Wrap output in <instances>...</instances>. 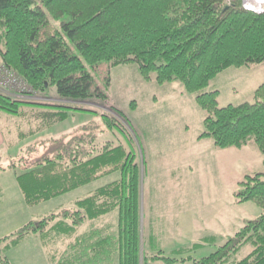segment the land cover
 <instances>
[{"label": "trees", "instance_id": "1", "mask_svg": "<svg viewBox=\"0 0 264 264\" xmlns=\"http://www.w3.org/2000/svg\"><path fill=\"white\" fill-rule=\"evenodd\" d=\"M104 63L110 68L136 65L146 82L179 83L206 114L199 140L211 139L218 149L253 146L264 155V83L253 102L224 108L219 107L218 91H206L228 69L264 64V14L227 0H0V67L28 85L29 98L46 99L55 88L63 102L20 100L0 90V111L30 126L18 134V141L66 121L75 111L92 112L87 104L109 107L113 113L74 134L40 142L48 146L47 153L16 174L25 205L34 208L120 174L119 180L71 207L40 216L1 238L0 264H13L8 252L31 236L40 239L51 264H183L212 240L174 251L180 259L167 257L153 236L146 246L144 157L130 121L95 84L94 73ZM105 134L115 139L103 141ZM36 145L0 173L27 164ZM263 177L246 176L236 194L237 204H256L262 210L259 217L194 264H264ZM114 212L118 219L113 232L99 224ZM245 247L251 250L239 259Z\"/></svg>", "mask_w": 264, "mask_h": 264}, {"label": "rangeland", "instance_id": "2", "mask_svg": "<svg viewBox=\"0 0 264 264\" xmlns=\"http://www.w3.org/2000/svg\"><path fill=\"white\" fill-rule=\"evenodd\" d=\"M109 68L107 63L98 67L94 73L95 84L106 91L110 104L130 121L136 145L144 157L142 225L146 246L153 236L154 243L167 257L180 259L174 251L212 238L189 255L192 261L183 263L194 264L195 260L214 253L246 222L261 214L262 210L252 202L237 204L236 194L246 176L264 174V155L253 146L218 149L211 139L199 140L204 132L206 114L197 106L195 95L184 92L179 83L146 82L136 65ZM263 83L264 64L231 68L218 75L206 91H218L219 107L224 108L253 102L256 89ZM0 90L20 100L63 103L57 99L55 88L46 99L39 95L28 98L23 95L25 93L9 92L1 85ZM86 109L92 112L75 111L66 121L23 141L17 140L7 147L8 151L1 152L0 169H5L19 160L29 147L36 143L38 146L28 157L27 164L0 173V239L16 233L40 216L71 207L76 201L120 179V174H112L34 208L24 203L16 174L29 169L43 151L47 153L48 146H40V142L74 134L83 126L100 123L104 113L113 114L109 107L99 104H87ZM0 113L8 116L5 118H9L8 124L11 130L16 129V135L29 131L27 121ZM101 139L114 140L115 137L105 134ZM117 219L118 214L114 212L104 217L99 225L108 226L114 232ZM39 250L23 245L9 256L15 264H33L35 260L31 257ZM250 250L245 247L238 258L246 257Z\"/></svg>", "mask_w": 264, "mask_h": 264}, {"label": "crops", "instance_id": "3", "mask_svg": "<svg viewBox=\"0 0 264 264\" xmlns=\"http://www.w3.org/2000/svg\"><path fill=\"white\" fill-rule=\"evenodd\" d=\"M5 117H8V116H2V114L0 113V155L2 151H8L7 147H10L13 143H16L18 140V134L16 135V129L14 128L11 130L8 124L9 118H5ZM1 121L3 122L1 123ZM10 137L12 138V140L10 139ZM3 153L6 154V152H3ZM23 245H28L34 251L40 249L39 251H37L38 253H35L31 257V260H35L33 264H37V263L38 264H51L49 254L47 253L46 249H44V247L42 246L40 239L36 236L28 237L27 239L24 240L23 243H21L19 246H17L16 248L8 252V258L13 264L15 263L13 262L9 254Z\"/></svg>", "mask_w": 264, "mask_h": 264}, {"label": "built area", "instance_id": "4", "mask_svg": "<svg viewBox=\"0 0 264 264\" xmlns=\"http://www.w3.org/2000/svg\"><path fill=\"white\" fill-rule=\"evenodd\" d=\"M235 1H241L243 8L249 12L258 15L264 14V0H228V3ZM0 85L9 92L19 91L25 93L23 95L26 97H28L27 93L30 92V88L21 78L4 67H0Z\"/></svg>", "mask_w": 264, "mask_h": 264}]
</instances>
